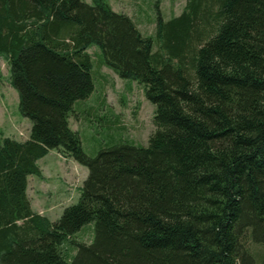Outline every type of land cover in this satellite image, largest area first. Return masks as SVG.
<instances>
[{"label":"trees","instance_id":"obj_1","mask_svg":"<svg viewBox=\"0 0 264 264\" xmlns=\"http://www.w3.org/2000/svg\"><path fill=\"white\" fill-rule=\"evenodd\" d=\"M158 3L149 37L107 0H0V56L31 122L0 140V264H264V0H186L167 21ZM92 46L154 105L146 146L90 157L69 128ZM52 149L88 170L55 222L26 195Z\"/></svg>","mask_w":264,"mask_h":264},{"label":"rangeland","instance_id":"obj_2","mask_svg":"<svg viewBox=\"0 0 264 264\" xmlns=\"http://www.w3.org/2000/svg\"><path fill=\"white\" fill-rule=\"evenodd\" d=\"M83 1L91 4V0ZM107 1L115 13L131 18L143 36L154 37L158 0ZM185 3L186 0H159L158 8L167 21L179 16ZM87 53L93 63L94 89L85 100L73 105L68 119L69 128L79 136L83 152L94 157L102 149L121 142L146 146L156 127L155 107L145 98L144 87L135 81L120 79L104 67L97 46L90 47ZM9 77V62L0 56V140L25 141L31 122L19 112L18 94ZM38 167L41 177L31 176L27 181L28 199L34 212L55 222L65 208L77 203L88 170L57 149L39 160ZM92 229L93 224L83 227L75 241L89 244L93 239ZM63 251L73 255L69 246ZM253 252L259 255L260 247L253 246Z\"/></svg>","mask_w":264,"mask_h":264},{"label":"crops","instance_id":"obj_3","mask_svg":"<svg viewBox=\"0 0 264 264\" xmlns=\"http://www.w3.org/2000/svg\"><path fill=\"white\" fill-rule=\"evenodd\" d=\"M37 164H38V162H37ZM29 177H31V176H29ZM28 177V178H29ZM28 178H27V181H28ZM26 195H27V198H28V194H27V189H26ZM29 200V202H30V199H28ZM30 207H31V203H30ZM32 209V208H31ZM33 210V209H32Z\"/></svg>","mask_w":264,"mask_h":264}]
</instances>
